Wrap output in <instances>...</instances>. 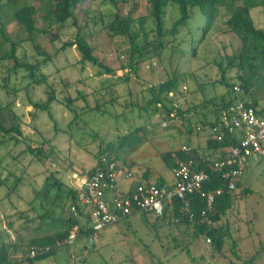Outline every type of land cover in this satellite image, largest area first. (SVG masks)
Returning <instances> with one entry per match:
<instances>
[{
	"label": "rangeland",
	"instance_id": "374dc122",
	"mask_svg": "<svg viewBox=\"0 0 264 264\" xmlns=\"http://www.w3.org/2000/svg\"><path fill=\"white\" fill-rule=\"evenodd\" d=\"M24 1L37 3L36 0H18V3ZM135 2L138 7L132 12L133 17L148 15L147 1ZM132 8V2L128 1L121 12L126 15ZM113 11L100 0H85L73 14L81 30L92 34L88 40L94 56L113 69L114 74L99 75L98 67L81 62L75 48L60 49L62 43L72 40L77 32L69 20L64 27L58 28L57 41L52 42L49 33L34 37L41 49L52 57L42 70L47 76V84L24 90L28 80L26 73L20 70L11 75L9 83L15 92L0 88V106L3 107L0 116L4 125L19 126L21 133H0V247L3 243L11 245L8 251L16 264H264V161L255 162L253 159L240 178L241 187L250 188L251 193L241 195L242 189H237L238 196L231 209L213 225L225 229L228 234L221 251L213 250L211 243L206 244L205 236L191 238L188 234L191 229L185 233L182 226L174 224L170 214L157 217L153 213L139 212L99 233L81 234L73 244L58 247L53 255L42 261L28 263L24 259L31 240L53 233L45 223L50 219L43 222L38 218L44 208H51L52 213L59 216L63 209L56 206L66 204L65 211L69 204L64 197L52 201L56 189L49 197H37L36 192L41 191L45 178L51 174L64 183V192L85 179L96 165L99 140L117 142L135 128L147 126L145 132H138L127 143L126 162H136L133 170L138 175L149 168L153 172L152 178L162 177L167 183L172 181V172L158 153L186 144L194 145L196 138H202L201 145H206L203 132L192 133L190 137L180 134L183 127L179 122L166 121V127L161 125L162 111L152 115L150 110H140L139 106L149 97L146 89L150 85L167 80L174 71L183 74L173 103L182 110L192 104L197 107L186 129L201 121L213 120V107L210 104L206 108L200 106L204 100L218 102L220 96H229L227 87L219 83L221 72L217 64H225L226 56L237 55L241 42L222 24L227 19L223 10L203 41L199 42L205 18L198 9H192L177 43H174L177 51L170 44L160 58L142 64L137 75L121 69L127 60L125 38H111L103 28L110 19L107 15ZM12 13L13 9L5 6L3 17L7 33L12 39L20 40L18 55L25 53L30 62L42 60L27 40L24 29L12 20ZM250 15L255 26L264 29V10L252 9ZM93 16L104 17L103 24L98 19L93 24ZM177 18V5L170 2L166 7L165 27L169 28ZM35 22L39 29H57L56 25L48 26L38 18ZM146 27L152 28V23L147 22ZM10 66L11 62L7 60L0 62V77ZM236 73L235 70L228 71L226 79L239 84ZM124 75L129 77L127 84L119 81ZM47 90H54L57 99L50 106V116L32 108L29 103V100L45 102ZM254 94L258 107L264 109V86L261 89L254 87ZM232 96L236 94L233 92ZM236 97L240 99L238 95ZM65 98L71 99V107L62 103ZM130 101L139 106L132 108L128 105ZM93 134H97L96 140H93ZM28 147L41 149L43 156L28 152ZM147 149L152 150L150 155ZM125 184L124 179L120 180L122 190Z\"/></svg>",
	"mask_w": 264,
	"mask_h": 264
},
{
	"label": "trees",
	"instance_id": "16d2710c",
	"mask_svg": "<svg viewBox=\"0 0 264 264\" xmlns=\"http://www.w3.org/2000/svg\"><path fill=\"white\" fill-rule=\"evenodd\" d=\"M85 0H36V4H29L26 1L19 4L18 0H0V62L7 60L11 62L10 68H8L5 74L0 77V88L6 92H15L14 88H10L11 75L23 71L26 73L25 78L28 80L27 84L23 88L28 89L31 86H39L47 84V76L42 72L43 68L52 60V57L45 53L39 44L35 41V36L39 34H51V41H57L59 35V29L64 27L66 23L71 20V24L77 28V32L72 40L62 43L60 49L65 51L69 48H75L81 58V62L92 64L100 69L99 75H111L114 74V70L102 64L93 54V48L89 44V38L92 36L90 33L82 31L81 26L78 25L76 18L74 17V11L77 7ZM131 1L133 8L132 10L123 15L121 12L122 6ZM149 6V13L146 16L134 18L132 12L137 9L138 4L135 0H100V3L109 5L114 11L107 15L110 19L103 26L106 33L111 38L121 37L125 38L128 47L126 48V62L121 66L122 70H127L128 74L137 75L142 64L150 62L153 59L160 58L164 51L172 44L174 51V43H177L178 36L181 29L186 25L192 13V9H198L205 18V25L202 28V35L199 42L203 41L204 37L212 29L213 24L219 17L221 10L227 15L222 24L227 29L235 34L241 42V48L237 55H231L225 57V64L219 62L217 64L221 72L220 84L227 87V96H220L218 102H214V99L204 100L200 106L205 107L210 104L212 108L213 120L201 121L197 125L186 129L190 123V117L196 114L197 107L190 105L186 110H182L179 106H176L173 100L174 94H177L180 88V83L183 81V74L174 71L172 75L165 81L157 84H152L146 89L149 93L148 99L139 106L130 101L128 105L132 108L139 106L145 111L151 112L152 115L158 114L160 111L164 113L161 125H165L166 121L179 122L180 125L185 129V134H198L209 130L212 126L219 122L221 113L228 108V106L236 101V96L231 97V93L235 90V85L241 90L238 93L239 100L243 101L244 104L249 105L257 110L258 114H263L264 109L258 107V101L255 98L254 87L258 89L264 86V29L257 28L250 15L252 9L262 8L264 10V0H146ZM177 5L178 18L171 24L169 28L165 27L164 19L166 16V7L169 3ZM5 6L12 8V20L17 22L28 35V41L31 42L33 49L37 55L42 56V60H35L30 62L28 57L23 53L21 56L18 55L20 47V40L12 39L7 33L6 22L4 21L3 15L5 14ZM43 13V14H42ZM224 14V15H225ZM38 18L40 21L45 22L49 25H56V30H50L49 28H37L35 25V19ZM100 20L103 24L104 17L97 18L93 16L91 22L96 24V20ZM147 22L152 23V28L146 27ZM87 25V24H86ZM230 70H235L236 80L239 84H233L226 79V74ZM120 83H129L128 76H122L119 78ZM257 85V86H256ZM110 88L113 86H109ZM235 93V92H234ZM237 94V93H235ZM129 99H132L129 95ZM54 90H47V99L45 102H34L29 100L30 106L38 111H44L51 115L50 106L52 102L56 101ZM112 101V100H111ZM66 107H71V99H64L62 102ZM127 103V102H126ZM3 107L0 106V111ZM132 110V109H131ZM191 114V115H190ZM10 126V125H9ZM166 127V126H164ZM147 126L137 127L129 134H125L120 137L117 142H104L99 140L98 150L95 154L96 165L94 168L87 173L90 176L94 173L96 168H102L101 159L104 157L114 164H119L121 169L128 168L133 170L134 165L126 162L125 156L127 154L126 147L127 143L133 137H136L138 132H145ZM199 128V130H197ZM0 133L4 135L16 134L20 135L19 126L6 127L4 120L0 116ZM135 134V135H134ZM97 134H93V140L97 139ZM139 137V136H138ZM230 142H215L211 139L206 141V145L202 150L191 148L188 154H184L179 150L172 152L160 153L159 157L163 163L172 170L175 166L176 159H190L192 157L197 158L198 151H201L203 155L214 156L221 154L219 152L229 145ZM28 152L42 157L43 154L41 149L27 148ZM209 181L204 184V191L210 192L215 190H221L222 194L216 198L214 203V211L207 214V219L200 217L201 210L204 208V201L199 195H190L191 200L190 208L195 213V218L189 220L181 214L178 208L177 201H175L174 208L171 213L165 212L164 215L170 214L171 219L175 222L176 226H182L184 232H188L191 238L196 239L200 236H207L211 239V245L213 250L221 251L224 244V239L228 235L227 231L221 227L213 226L217 224L226 211L231 209L233 203L237 199L238 194L236 190L239 189V182H237L236 190H227V182L222 178L221 174L216 172H208ZM150 172L146 170L143 173L142 181H150ZM155 183L157 185L165 184V181L158 178ZM1 184V181H0ZM64 183L61 182L54 174L46 177L41 191L36 192V196L49 197L51 192L56 189L55 195L52 194V201H57L62 197L69 201L67 208L64 211L65 205L58 204L56 207H60L62 210L59 216H55L52 213L51 208L45 209L44 213L39 215V219L43 222L50 219L48 224L53 233L43 238L33 239L28 243L27 251L30 249L37 250L36 255L33 258L26 257L25 260L28 263L42 261L43 259L54 254L58 247L64 246L65 240L72 227L76 224L80 225L78 236L81 234L90 233L91 229H85L80 223L82 214L79 210L76 213L70 211V207L75 204V190L69 188L63 190ZM241 195H247L251 193V189L247 188L240 191ZM64 212V213H63ZM146 214V213H144ZM163 215V216H164ZM175 219H178L176 222ZM210 223V224H209ZM185 232V233H186ZM76 240V239H75ZM11 245L2 244L0 247V262H6L8 264H16V260L10 258L9 247ZM13 246V245H12ZM48 248L47 251L42 252V249ZM189 254V251H187Z\"/></svg>",
	"mask_w": 264,
	"mask_h": 264
},
{
	"label": "built area",
	"instance_id": "2783aa9c",
	"mask_svg": "<svg viewBox=\"0 0 264 264\" xmlns=\"http://www.w3.org/2000/svg\"><path fill=\"white\" fill-rule=\"evenodd\" d=\"M234 90L236 95L241 93L238 86ZM219 118V122L209 129V139L219 143L230 142L219 151L221 154L206 156L198 151L197 158L176 159L171 170L172 181L162 185L144 182L134 170L121 169L119 164L103 157L102 168H96L92 175L75 184V204L70 211L76 213L79 210L82 226L99 233L103 228L139 212L153 213L157 217L165 212L171 213L175 201L181 214L192 220L195 213L191 211L189 196L196 194L204 201L200 217L207 219V214L214 211L216 198L222 194L220 189L204 191V184L209 181L208 172L221 174L227 182V190L235 191L249 161H264V113L258 114L256 109L237 98ZM190 150L187 145L179 148L184 154ZM122 179L127 185L124 190H119L118 184ZM79 229V224L72 227L65 244L73 243ZM205 242L210 244L211 239L206 236ZM47 250L42 249V252ZM36 253L34 249L26 251L24 259L33 258ZM8 261L0 264H8Z\"/></svg>",
	"mask_w": 264,
	"mask_h": 264
},
{
	"label": "crops",
	"instance_id": "0c3cea01",
	"mask_svg": "<svg viewBox=\"0 0 264 264\" xmlns=\"http://www.w3.org/2000/svg\"><path fill=\"white\" fill-rule=\"evenodd\" d=\"M261 109V108H260ZM182 131L183 132H181L180 134H185V129L184 128H182ZM207 131V132H206ZM205 132H203V133H201L203 136H204V138H205V140L207 141L209 138H210V135H209V130H206ZM185 135H188L189 137H190V135L189 134H185ZM196 140V143H194V145H190V147L191 148H196V149H198V150H202L205 146H203V145H201V142L203 141V139L201 138V139H198V138H196L195 139ZM187 145V144H186ZM188 146V145H187ZM181 147V146H180ZM179 147V148H180ZM179 148H176V149H172L171 151H169V152H172V151H176V150H179ZM146 152H148L149 153V155L152 153V150H151V152L147 149L146 150ZM159 154L160 153H158V156H159ZM252 160V159H251ZM250 160V161H251ZM131 161V164H133L134 165V167H135V164H136V162H133V160H130ZM249 161V162H250ZM253 161H255V160H253ZM256 162V161H255ZM130 163V162H129ZM258 163V162H257ZM248 165H249V163H248ZM248 165H247V167H248ZM247 169V168H246ZM146 170H149V172H150V181L151 182H155L158 178H161V179H163L162 177H154V178H152V176H153V172L148 168V169H146ZM146 172V171H145ZM144 173V172H143ZM143 173H141V174H139L140 175V177L142 178V176H143ZM164 180V179H163ZM165 181V180H164ZM165 183H167L166 181H165ZM125 185H127V184H125ZM242 186V184H241V182H240V180H239V189L241 188L242 190H244V189H247V188H245V187H241ZM74 187H75V185L74 186H72V188L74 189ZM118 189L119 190H122V188H121V186L118 184ZM250 189V188H249ZM75 241V240H74ZM74 241H73V243H74ZM72 243V244H73Z\"/></svg>",
	"mask_w": 264,
	"mask_h": 264
}]
</instances>
